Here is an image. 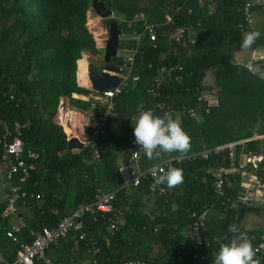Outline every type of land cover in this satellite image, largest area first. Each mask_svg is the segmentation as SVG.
<instances>
[{
    "label": "trees",
    "instance_id": "trees-1",
    "mask_svg": "<svg viewBox=\"0 0 264 264\" xmlns=\"http://www.w3.org/2000/svg\"><path fill=\"white\" fill-rule=\"evenodd\" d=\"M95 1L118 17L116 20L112 16L124 36L143 32L144 25L153 26L155 31L154 48L144 35L137 45L134 40L118 41L117 49L129 51L137 46V51L126 88L111 99L113 111L97 141V159L87 145L68 152L69 125L59 126L52 121L60 98H67L69 106L80 113L98 112L100 94L79 87L85 86L81 53H100L85 25L92 0H0V119L10 131L7 143L16 134V123L24 150L37 154L29 178L20 184L26 197L17 202L16 210L24 227L15 236L29 243L28 230L53 227L58 218L68 215L76 204L91 201L95 190L100 189L114 192L113 206L122 213L119 230L108 232L109 215L85 214L82 240L70 231L45 250V258L52 264H81L92 258L89 251L93 244L99 250L94 264H121L131 258L146 264H213L220 244L229 242L204 249L202 260L192 258L187 252V239L179 234L189 222V212L205 206L221 213L220 219L206 221V237L233 235L228 231L230 225L242 230L247 215L261 214V208L234 202L240 189L239 174L229 176L225 189L232 206L224 211L213 204L210 172L228 165L227 153L176 165L183 170L184 181L163 198L148 195L147 180L140 181L137 187L125 188L120 170L131 166L129 154L136 145L131 121L141 110L150 109L157 116L168 111L179 120L191 138L187 154L239 141L243 143L234 146L236 157L240 152H263L264 142L251 138L253 134H264V80L250 73L246 64L236 62L233 55L242 52L241 34L247 31L241 16L246 0H216L212 10L203 0ZM165 15L171 16L170 23L165 24ZM102 21L106 27V20ZM177 27L188 30L193 43H170L168 36ZM254 30L261 36L249 52L264 48V28ZM121 61V57L109 59L115 66H121ZM255 63L264 70V59ZM170 64L182 66V81H168L157 95H148L146 89L155 70ZM209 70L213 71L212 86L203 84ZM87 71L99 72L91 64ZM132 76L137 79L131 80ZM212 91L215 105L197 100ZM188 109L192 116L186 113ZM65 121L69 123L70 112L63 114ZM88 134L86 127V138ZM185 155L162 154L160 159L149 160L143 152L139 169ZM4 165L0 159V174ZM256 175L259 177L260 172ZM3 207L1 200L0 211ZM181 242L185 243L182 258L176 261L175 249ZM15 248L0 228L4 257L10 259Z\"/></svg>",
    "mask_w": 264,
    "mask_h": 264
},
{
    "label": "built area",
    "instance_id": "built-area-1",
    "mask_svg": "<svg viewBox=\"0 0 264 264\" xmlns=\"http://www.w3.org/2000/svg\"><path fill=\"white\" fill-rule=\"evenodd\" d=\"M208 3V10H212L215 6L216 0H203ZM200 3V0H198ZM260 7L264 9V0H249L245 2L241 8L242 21L245 25L252 24V9L254 7ZM178 8H175L177 11ZM190 10H187L189 13ZM165 24L171 22V16H164ZM147 36L148 42L152 43L154 48L155 31L153 26L144 25L143 32L130 37L129 40H134L136 45L140 41L142 36ZM186 38V39H185ZM168 39L170 43L174 45H180L184 43V40L193 43V39L183 27H177L170 32ZM137 46L128 51V55L121 57L122 64L118 66L119 74L118 83L114 88H109L106 91H102L98 100V112L97 114H89L85 127L89 128V134L84 140V145L89 147L94 159L98 158L100 146L97 145V141L100 136L104 134L105 126L108 118L113 111V104L111 99L126 88V82L130 76V70L133 65V56L136 54ZM247 64V63H246ZM183 68L180 64H170L159 66L150 79V85L146 89L148 95H157L161 86L168 81L174 83H180L182 81ZM136 76H132L131 80L135 81ZM198 101H204L207 106L215 105V96L212 93H205L203 96L197 98ZM160 106V110H161ZM168 111H162L159 116ZM169 113V112H168ZM186 113L192 116L191 109H188ZM0 127L2 134L0 136V144L2 145L1 161L4 162V170L0 174V195L1 200L4 203L3 209L0 211V228L2 229L4 236L16 245V248L11 253L10 259H6L2 251H0V264H34L36 261H41L43 264H52L44 256V252L47 247L54 241L63 238L70 231L78 234L77 239L82 240L84 237L82 219L85 214H99L100 216L109 215L106 218L107 230L110 234L118 231L120 228L122 213L113 206L114 192H104L100 189H96L93 199L88 203L76 204L68 215H64L58 218L53 227H42L39 230H28V236L31 238L29 243L21 242L15 234L24 227L22 217L17 215L16 204L26 197L25 192L21 189L20 184L29 178V172L34 169L33 162L37 159V154L24 150V144L20 139L19 126L14 124V132L16 134L11 138L10 142H6L10 137V131L6 124L0 119ZM116 128V127H114ZM251 139L264 142V134H253ZM243 143H227L224 145L215 146L211 149H204L199 152L190 153L185 156H176L161 160L160 162L147 167L144 170H137L136 167L142 158L143 151L139 150V146L135 145L129 154V161L131 166L127 169L128 179L125 183V187H137L142 180H147V193L151 198H163L168 196L171 189L164 185L155 186L153 180V172L157 169H167L169 167H175L185 161H194L196 159L206 160L210 155H217L222 152L227 153L228 165L218 166L210 172V187L212 190L213 204L220 207L222 210L229 209L233 202L230 197L226 196V185L228 177L233 174H239L241 176L240 191L238 192L234 202L244 203L246 202L247 195L253 193L256 198H259V205L261 208L260 214V228L259 231L254 233L251 230L242 229L237 231L246 233L253 243V248L258 249L256 253L257 259L264 264V150L259 154H244L240 152L237 157L235 154L234 146L236 144ZM29 162V163H28ZM260 172V176L256 175ZM243 194L240 195V193ZM38 195L34 198L38 199ZM29 198H33L32 195ZM208 208L203 206L200 211H190L188 218L189 222L179 234L184 235L188 241L187 247L188 254L192 258L197 257L202 260L203 256L201 252L204 249H208L213 245H217L222 241H228L233 238V235L222 234L220 236H204L206 231V211ZM95 220V218H93ZM234 228L232 224L228 227ZM186 230V233H184ZM184 242L179 244V247L175 249L177 255L176 261L182 258ZM88 252V251H87ZM90 257L81 264H94L95 258L99 252L98 248L91 247ZM8 254V253H7ZM121 264H146L145 261L138 258L125 259Z\"/></svg>",
    "mask_w": 264,
    "mask_h": 264
},
{
    "label": "clouds",
    "instance_id": "clouds-1",
    "mask_svg": "<svg viewBox=\"0 0 264 264\" xmlns=\"http://www.w3.org/2000/svg\"><path fill=\"white\" fill-rule=\"evenodd\" d=\"M257 30L247 31L242 35L240 48L247 52L260 38ZM264 59V50L253 51L251 59L245 65L247 70L264 80V70L257 66L255 61ZM134 143L139 146L149 160L160 159L162 154L179 153L185 155L190 150L191 138L184 131L181 122L165 112L163 116H157L152 110H141L134 121ZM155 186L164 185L169 189L178 187L184 181L183 170L169 167L157 169L153 172ZM230 231L237 233V229ZM258 249L253 248L252 242L246 233L239 232L233 236L229 243L220 244L219 251L215 255L213 264H261L256 257Z\"/></svg>",
    "mask_w": 264,
    "mask_h": 264
},
{
    "label": "crops",
    "instance_id": "crops-1",
    "mask_svg": "<svg viewBox=\"0 0 264 264\" xmlns=\"http://www.w3.org/2000/svg\"><path fill=\"white\" fill-rule=\"evenodd\" d=\"M247 1H249V0H246L245 2H247ZM244 2V3H245ZM255 9V10H254ZM90 10V8L88 9V11ZM254 10V12H253V21H252V24L251 25H249V26H247V25H245L246 26V30L247 31H252V30H254L256 27H260V28H264V11L262 10V8H260V7H254L253 9H252V11ZM88 11H87V13H86V17H87V14H88ZM247 31H244V32H242V34H241V39H242V35L245 33V32H247ZM127 52V54L126 55H122L121 57H125V56H127L128 55V51H126ZM245 53H249L250 54V58H249V60L251 59V56H252V54H253V52H249V51H247V52H244V51H240V52H236L235 54H233L234 55V59H235V61L236 62H238V63H240V64H246L247 62H248V59L246 60V61H243V62H241L242 60H243V58L246 56L245 55ZM86 55V60H87V63H86V72L88 73V71H87V67H88V64H90V58H91V61L93 60V57L92 56H90L88 53H86V52H83V53H81V55ZM80 55V56H81ZM78 61V60H77ZM76 65V64H75ZM81 66H82V64H81ZM76 72V71H75ZM75 79H76V75H75ZM75 83H76V85L77 86H79L78 84H77V82H76V80H75ZM208 86H212V85H208ZM79 87H82V88H85V89H87V90H92L91 88H90V86H89V83H88V85L87 86H79ZM212 94H214V92L212 91ZM65 104H66V106H67V108L65 109L64 108V106H65ZM57 108L58 109H56L57 111H56V114H55V116L53 117V119H52V121H53V123H55V124H57V125H59V126H61L62 124H68L69 125V127H70V137L69 138H76V139H78L79 141H84L85 140V138H86V136L84 135V128H86L85 127V123H87V118H88V116H90L89 114L90 113H80V112H78V111H76V110H73L72 109V107H70L69 106V104H68V99L67 98H60L59 99V104H58V106H57ZM59 109H63V113L62 112H59V120H58V111H59ZM71 109V110H70ZM66 112H70V121H69V123H67L66 121L65 122H63V114L64 113H66ZM74 116V119H75V121H74V124H76V129H74L75 130V132L77 133L76 135H73V131H72V117ZM79 117H81V119L79 118ZM78 121V122H77ZM62 128V127H61ZM62 131H63V129H62ZM64 133V132H63ZM66 136V135H65ZM68 138L66 137V140H67ZM239 142H241V141H239ZM243 142V141H242ZM236 143H238V142H236ZM83 146H84V144H83ZM71 152H76V151H71ZM141 161V160H140ZM140 161H139V163H140ZM139 163H138V165H137V167H136V169L137 170H139V171H141L140 169H139ZM129 168V167H128ZM128 168H124V169H121L120 170V174H121V178H122V186H125V183H126V181H127V179H128V174H127V169ZM227 184L229 185V177H228V181H227ZM227 185V186H228ZM125 188H128L127 186L125 187ZM172 190V189H171ZM241 189H239V191H240ZM238 191V192H239ZM238 194V193H237ZM241 194H243V192H241L240 193V195ZM247 197V201L246 202H244L243 204H246L247 206H252V207H257L258 206V203H259V201H258V203H257V201H255L254 200V194L253 193H250L249 195H247L246 196ZM256 198V197H255ZM256 202V203H255ZM173 207V206H172ZM144 208H146V207H144ZM141 211H145L144 209H142ZM208 211H211V213H209V215H208V213H206V221H208V220H215V219H220L221 218V213H219V211H217V210H215V209H209ZM207 211V212H208ZM251 216H253V214H249V215H247L246 217H245V219H244V221H243V224H242V228H244V229H246V230H251V231H256V230H258L259 229V227H260V217H258L257 216V219H256V221H253L252 220V218H251ZM258 221H259V223H258ZM184 233H186V230H185V232Z\"/></svg>",
    "mask_w": 264,
    "mask_h": 264
},
{
    "label": "water",
    "instance_id": "water-1",
    "mask_svg": "<svg viewBox=\"0 0 264 264\" xmlns=\"http://www.w3.org/2000/svg\"><path fill=\"white\" fill-rule=\"evenodd\" d=\"M90 9L101 20H106V40L102 48V65L99 72H88L87 78L90 88L97 93L114 88L118 83L119 68L111 63L109 59L116 56L118 37L122 35V31L118 29L112 12L107 10L101 2L92 0ZM84 141L76 138H68L66 140V150L79 151L83 148Z\"/></svg>",
    "mask_w": 264,
    "mask_h": 264
},
{
    "label": "rangeland",
    "instance_id": "rangeland-1",
    "mask_svg": "<svg viewBox=\"0 0 264 264\" xmlns=\"http://www.w3.org/2000/svg\"><path fill=\"white\" fill-rule=\"evenodd\" d=\"M254 10L252 11V18H253V12H254ZM262 10L264 11V9H262ZM112 16L116 20L118 19V17L114 13H112ZM88 20L91 22L90 25L87 24L88 23ZM85 25H86V28H87L88 32L91 34V36L93 38L95 47L98 50H100V53L98 55L92 56L93 57V60L92 61H91V58H90V64H91V66H93V68L95 70L100 71L101 70V67L100 66L102 65V48L104 46V43H105V40H106V36H107L106 27L104 26L103 21L101 19H99L93 13V11L91 9L88 11ZM128 39H130V37L124 36L123 34L118 37V41H120V42H121V40L122 41H125V40H128ZM261 50H264V48L261 49ZM126 54H127V52L125 50H122V49L118 48L115 57H121L122 55H126ZM245 55L246 56L243 58V60L241 62L246 61L247 59L249 61L250 54L249 53H245ZM83 60H84V62L82 63V68H83L84 83H85V86H87L89 82H88L87 72H86V63H87L86 55H84ZM212 82H213V71L212 70H209V71L206 72V76L204 78L203 84H205V85H212ZM64 108L65 109L67 108L66 104H65ZM60 110L61 109H59L58 114H59V112H61ZM79 118L81 119V117H79ZM72 120H73V117H72ZM72 126H73V121H72ZM255 197L256 196H254V200L258 202L259 201V198L258 197L255 198ZM0 201H1V195H0ZM257 207L260 208V205L258 204ZM208 210L209 209H207V211ZM207 211H206V213H208V215H209V213H211V211H208V212ZM257 216L259 217L260 216V213L257 214V215L251 216L252 220L253 221H256ZM258 223H259V221H258Z\"/></svg>",
    "mask_w": 264,
    "mask_h": 264
},
{
    "label": "bare ground",
    "instance_id": "bare-ground-1",
    "mask_svg": "<svg viewBox=\"0 0 264 264\" xmlns=\"http://www.w3.org/2000/svg\"><path fill=\"white\" fill-rule=\"evenodd\" d=\"M90 23H91V22L88 20V23H87V24L90 25ZM87 24H86V25H87ZM60 111L63 112V109H61ZM74 121H75V119H74V116H73V126H72V130H73V135H76L77 133H76L75 130H74V129H76V124H74ZM77 122H78V121H77Z\"/></svg>",
    "mask_w": 264,
    "mask_h": 264
}]
</instances>
